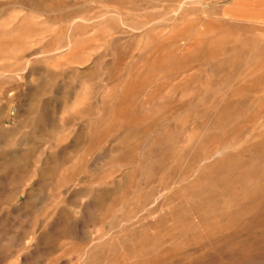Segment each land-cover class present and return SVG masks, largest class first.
Returning a JSON list of instances; mask_svg holds the SVG:
<instances>
[{
	"label": "rangeland",
	"instance_id": "1",
	"mask_svg": "<svg viewBox=\"0 0 264 264\" xmlns=\"http://www.w3.org/2000/svg\"><path fill=\"white\" fill-rule=\"evenodd\" d=\"M0 264H264V0H0Z\"/></svg>",
	"mask_w": 264,
	"mask_h": 264
},
{
	"label": "bare ground",
	"instance_id": "2",
	"mask_svg": "<svg viewBox=\"0 0 264 264\" xmlns=\"http://www.w3.org/2000/svg\"><path fill=\"white\" fill-rule=\"evenodd\" d=\"M1 143V142H0Z\"/></svg>",
	"mask_w": 264,
	"mask_h": 264
}]
</instances>
